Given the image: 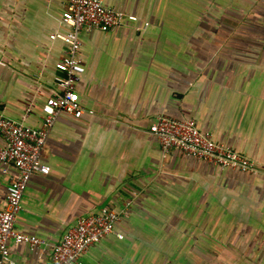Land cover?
Returning a JSON list of instances; mask_svg holds the SVG:
<instances>
[{"label":"crops","instance_id":"obj_1","mask_svg":"<svg viewBox=\"0 0 264 264\" xmlns=\"http://www.w3.org/2000/svg\"><path fill=\"white\" fill-rule=\"evenodd\" d=\"M69 1L0 0V117L42 126ZM102 1L150 25L81 34L78 92L94 114L60 116L16 228L53 246L110 208L115 233L78 264H264V0ZM161 115L196 120L256 171L165 155L150 132ZM16 173L0 164V209ZM51 253L11 244L14 264Z\"/></svg>","mask_w":264,"mask_h":264},{"label":"built area","instance_id":"obj_2","mask_svg":"<svg viewBox=\"0 0 264 264\" xmlns=\"http://www.w3.org/2000/svg\"><path fill=\"white\" fill-rule=\"evenodd\" d=\"M62 23L68 27V32L54 35L51 39H61L67 46V52L57 65L61 73L55 79L59 89L43 106L42 126L36 129L5 116L0 117V136L4 139V143L0 144V164L13 167L17 172L8 187L7 206L0 209V264H14L11 258L12 243L50 249L53 264H78L91 248L115 233L121 219V214L103 208L98 214L81 218L61 242L53 246L44 239L16 228L23 198L32 178L50 173V167L43 164L41 156L60 116L65 114L81 119L85 114H94L82 106L78 92V83L86 72L79 57L81 34L96 31L109 33L133 24H137L136 30L141 32L150 25L149 22L139 25L138 16L111 8L102 0H70ZM150 132L157 138L165 155L176 150L223 170L243 173L256 171L255 164L248 157L216 142L213 135L202 131L194 119L161 115L150 127Z\"/></svg>","mask_w":264,"mask_h":264}]
</instances>
